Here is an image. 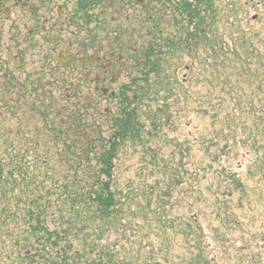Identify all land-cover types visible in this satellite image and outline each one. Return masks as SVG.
<instances>
[{"label": "rangeland", "instance_id": "obj_1", "mask_svg": "<svg viewBox=\"0 0 264 264\" xmlns=\"http://www.w3.org/2000/svg\"><path fill=\"white\" fill-rule=\"evenodd\" d=\"M137 1L87 4L94 6L103 51L125 55L118 82L110 87L116 97L108 95L83 112L66 97L73 91L40 95L45 105L53 103L52 110L34 108L30 96L25 106L9 112L0 99V173L55 168L57 183H62L69 166L99 164L94 154L111 140L121 88L143 79L144 51L161 39L160 80L167 95L159 98H166L169 107L157 112L156 102L142 101L137 113L142 127L118 143L112 161L117 162L114 182L120 205L104 221L49 216L42 219L44 232L29 230L36 224H27L22 216L6 219L0 222V264H264V117L259 120L264 71L254 68L250 81L231 77L226 88H236L232 99L218 98L222 86L212 78L207 14L197 40L188 37L179 0ZM213 3L212 43L263 36L264 0ZM68 39L73 40L70 34ZM240 88L244 93L238 96ZM83 95L82 106L88 101L86 91ZM217 105L233 109L230 127L212 114L197 113ZM149 119L159 120L155 128ZM83 153L90 159L77 158ZM21 198L23 211L29 199ZM64 238L70 249L46 245L42 250L45 240L61 244Z\"/></svg>", "mask_w": 264, "mask_h": 264}, {"label": "trees", "instance_id": "obj_2", "mask_svg": "<svg viewBox=\"0 0 264 264\" xmlns=\"http://www.w3.org/2000/svg\"><path fill=\"white\" fill-rule=\"evenodd\" d=\"M78 1L81 8H83L85 4L93 0ZM96 1L100 4L103 0ZM183 1L179 0V14L185 18L188 30L191 31L188 37L197 39L201 36L205 26L203 16L205 13L207 14L212 78L222 86L218 98H228L230 100L234 91H236V88L232 85L229 89L226 88L230 85L231 77L235 76L239 81L242 79L250 81L254 68L264 71V32L263 36L255 34L249 36V38L244 36L225 44L212 43L211 39L216 37L213 24L217 17L213 0ZM234 22L237 21L234 20ZM154 28H152V33L157 30L156 27ZM172 45L173 43L168 47L172 48ZM162 50L161 39L151 43L144 51L143 63L140 65L143 79L132 80L131 85L121 88L119 118L114 122V132L110 142L106 145L109 148L104 146L100 153L94 154L99 164L69 166V173L62 178L60 184L57 183L59 177L55 173L57 172L55 168L36 169L32 174H29L28 170L0 173V222L6 223V219L22 216V218L24 217L22 220H29L27 224H36V226H29V230L44 232L47 230L44 226H41L44 225L42 219L49 216L64 218L67 214L70 218L84 216L93 220L100 219L104 221V219L114 214L116 208L120 205L117 200L116 183L114 182L117 162L112 161L117 153L118 143L125 138L132 137L142 127L137 116L142 101L153 100L156 102L154 106H156L157 112L165 111L169 107L166 104V98H159L162 93L167 95L166 85L164 86V82L160 80L163 72ZM257 88L262 90L260 86ZM243 93V89L240 88L237 89L236 95L241 96ZM147 108L150 109V106ZM244 109L252 112V106H246ZM197 113L206 116L212 114V119H222L228 123L233 117L234 111L229 107L217 105L215 108H200ZM263 117L264 106L260 109L259 120L261 121ZM149 121L154 128L159 122V120H153V122L152 119H149ZM227 127H230L229 123ZM214 140L216 141V138ZM224 145V149L230 146L228 141H225ZM77 158L90 159V154L83 153ZM36 171H38L37 174H35ZM21 196L29 199V203L24 206L23 211L18 206L23 202ZM2 219L4 221H1ZM82 224L85 223L82 222ZM45 241L41 245L42 250L46 245L58 249L61 247L60 251L70 249L68 245L71 242L65 238L61 244L60 241ZM61 259L62 262L67 260L64 257H61Z\"/></svg>", "mask_w": 264, "mask_h": 264}, {"label": "flooded vegetation", "instance_id": "obj_3", "mask_svg": "<svg viewBox=\"0 0 264 264\" xmlns=\"http://www.w3.org/2000/svg\"><path fill=\"white\" fill-rule=\"evenodd\" d=\"M52 1L35 7L34 0H0V99L9 112L30 96L34 108L52 110L53 103L45 105L40 95L54 91H73L66 97L82 112L117 96L110 87L118 82L125 55L103 51L94 6ZM84 91L88 101L82 106Z\"/></svg>", "mask_w": 264, "mask_h": 264}, {"label": "water", "instance_id": "obj_4", "mask_svg": "<svg viewBox=\"0 0 264 264\" xmlns=\"http://www.w3.org/2000/svg\"><path fill=\"white\" fill-rule=\"evenodd\" d=\"M137 2H138V3H140V4L142 3V1H141V0H138Z\"/></svg>", "mask_w": 264, "mask_h": 264}]
</instances>
